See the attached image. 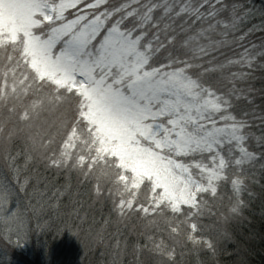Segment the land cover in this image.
Segmentation results:
<instances>
[{"label":"snow or ice","instance_id":"snow-or-ice-1","mask_svg":"<svg viewBox=\"0 0 264 264\" xmlns=\"http://www.w3.org/2000/svg\"><path fill=\"white\" fill-rule=\"evenodd\" d=\"M256 31L264 33V0H0V212L18 218L31 187L28 206L39 221L63 193L30 184V167L74 170L95 182L98 197L111 186L118 224L140 223L147 242L133 247L135 264H177L186 255L216 264L230 237L200 223L212 215L203 196L222 204L218 190L230 184L224 220L239 218L247 170L264 161V104L257 114L236 103L254 104V89L237 84L264 72V40L241 44L227 64L212 54ZM208 56L213 67L197 63ZM232 65L248 71L225 75ZM17 142L24 148L14 155ZM90 238L103 243L99 233ZM121 247L117 241L113 264ZM235 255L247 264L242 251Z\"/></svg>","mask_w":264,"mask_h":264},{"label":"trees","instance_id":"trees-1","mask_svg":"<svg viewBox=\"0 0 264 264\" xmlns=\"http://www.w3.org/2000/svg\"><path fill=\"white\" fill-rule=\"evenodd\" d=\"M113 2H116V0H113ZM262 40H264V33L256 31L247 40L229 44L220 51L213 53L212 56H215L217 62L227 64L228 59L239 58V54L243 52L241 44L244 47H251L252 43L259 46ZM162 54L163 51L161 50L158 55L161 57ZM212 56L204 57L197 63L206 67H213L214 65L207 63L209 59H212ZM185 59H188V57ZM258 62L264 63V61ZM229 70L231 72L248 71L246 68L232 65L229 66V69H226L225 75H228ZM200 71H203V69H200ZM252 77L247 83H238L237 87L247 88L250 86L254 89L249 96V99L254 100V104L249 105L244 99L236 103L250 112L254 109L259 114L260 106L264 104V98L259 92V89L264 87V72L256 68L252 72ZM255 124L256 134L259 135L258 119ZM23 148V144L17 142L14 145L13 154L22 152ZM252 150L259 155V146L254 147ZM183 161L185 163L189 162L186 159ZM262 163L264 161H258L254 167L247 170L248 191L241 196L246 207L243 208L242 215L239 218L229 217L227 222L224 220V217L229 215L227 212L228 198L232 196L230 184L224 186L222 190H218V195L224 198L222 204L219 200L211 197L210 194L203 196L212 215H204L201 217L200 223L206 225L216 224L222 227L230 237L222 240L224 251L216 258V264H236L237 257L235 253L237 251L243 252V258L247 261V264H264V169H261ZM17 165L23 167L24 158L22 155L17 157ZM3 172V159L0 158V176ZM193 175H196L195 170ZM37 180L41 182L40 187L43 188L45 184L47 185L49 196L57 189L63 193L58 201H53V205L58 203L59 208L55 206L46 208L39 221L35 215L30 214L31 209L28 206L32 188L27 189L28 196L25 197L23 193L21 194L20 206L22 205L27 212L34 249L39 251L35 253L42 256L43 262L47 261L46 264H113L114 246L117 241H120L122 247L117 264H135L133 247L137 244L143 245L147 241L145 237L140 235L142 228L135 218L118 224L112 203L107 199V189L111 187L110 185H102V193L98 197L95 191V182L85 181L74 170L64 171L61 169L57 171L40 163L30 167V184ZM21 182H23V172L21 173ZM200 198L201 195L199 194L198 200ZM73 211L78 212L81 218L86 216L87 222L81 225L80 220L75 215H69ZM38 223L42 226L47 223L50 227L46 231H42L38 229ZM89 227H91L92 233L87 231ZM118 229L120 234L116 235ZM77 231L80 233L79 237L75 234ZM96 233L103 237V243L94 242L90 238L91 235ZM3 234H5L4 229L0 224L1 261L3 259L13 264L18 262L19 259L17 258H23L22 255L28 258L15 245L6 240ZM124 244L127 245L126 249L123 247ZM201 259H207V257L202 256ZM31 262L39 264L35 258ZM177 264H195V258L190 255H186L182 259L178 257Z\"/></svg>","mask_w":264,"mask_h":264},{"label":"rangeland","instance_id":"rangeland-1","mask_svg":"<svg viewBox=\"0 0 264 264\" xmlns=\"http://www.w3.org/2000/svg\"><path fill=\"white\" fill-rule=\"evenodd\" d=\"M257 4H259V0H255ZM75 9H70L69 12H76ZM67 15V13H66ZM69 19L73 18V16H69ZM256 24H259L260 21L257 19L255 21ZM163 51V49H162ZM168 53L163 51L162 58L160 57L161 62L167 63L168 61L165 59L167 57ZM186 57H181V59H185ZM182 66V65H181ZM174 159H180V157H173ZM182 159V158H181ZM184 162V161H183ZM185 163V162H184ZM143 187V186H142ZM162 191L160 189L157 190ZM199 194L197 195L198 200ZM15 203V202H13ZM187 205H182L181 208L184 210V208H187ZM13 212L16 211V208L13 207ZM27 212L24 210L23 206H20L19 209V216L18 218L13 217H5L2 212H0V224L4 229L3 236L6 238V240L10 241L11 244L15 245L19 251H21L25 256L23 258H17L19 259L17 263L13 264H33L31 261L35 258L37 263L39 264H46V262H43L42 256L40 254L35 253L39 252L34 249V242L32 239V235L30 234V220L28 219V216L26 214ZM35 236V235H34ZM17 241H19V244H17ZM26 259V260H25ZM29 262H28V261ZM35 261V260H34ZM1 264H10L8 261H2L0 260Z\"/></svg>","mask_w":264,"mask_h":264}]
</instances>
